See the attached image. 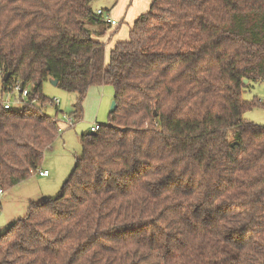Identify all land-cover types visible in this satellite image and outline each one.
<instances>
[{"label":"trees","instance_id":"1","mask_svg":"<svg viewBox=\"0 0 264 264\" xmlns=\"http://www.w3.org/2000/svg\"><path fill=\"white\" fill-rule=\"evenodd\" d=\"M96 1L0 0L1 86L28 90L0 98V187L59 134L45 81L75 121L90 86L116 103L59 194L0 232V264H264V125L244 118L264 101L242 97L264 81V0H151L107 61Z\"/></svg>","mask_w":264,"mask_h":264},{"label":"rangeland","instance_id":"2","mask_svg":"<svg viewBox=\"0 0 264 264\" xmlns=\"http://www.w3.org/2000/svg\"><path fill=\"white\" fill-rule=\"evenodd\" d=\"M102 1L97 0L100 5ZM96 5V4H95ZM2 74L0 73V98L9 100L13 108L19 109L24 103L19 102L16 91L5 92L1 86ZM43 93L49 98H57L60 103L58 108L52 104L42 106L41 112L56 116L59 120L60 131L52 148L46 151L41 167L48 170V177L42 178L32 173L28 179L13 187L3 189L0 194V232L14 220L22 218L27 212L30 202H37L43 198H53L59 194L66 179L75 167V161L82 154L80 137L90 130L95 123L107 124L110 104L112 102L113 90L110 85H95L91 87L82 104V116L69 124L68 118L73 104L76 101V94L45 81L42 86ZM242 97L250 100L258 98L264 101V83H255L246 87ZM27 98V97H26ZM103 101V102H101ZM34 104L39 106L37 98ZM59 110V111H58ZM244 118L258 125H264V106H257L244 113ZM40 198V199H39Z\"/></svg>","mask_w":264,"mask_h":264},{"label":"crops","instance_id":"3","mask_svg":"<svg viewBox=\"0 0 264 264\" xmlns=\"http://www.w3.org/2000/svg\"><path fill=\"white\" fill-rule=\"evenodd\" d=\"M100 1H102L100 5L97 4V1L94 3V7L96 11L98 9H102L103 11L107 12L109 16L117 22L116 25H111L109 22L106 21V19H104L103 16H101L102 20L104 21V26L106 28L104 34L100 36V39L105 43L104 55H105V61H107L109 57V52L113 48L114 44L117 42L127 40L129 30L132 27L134 21L137 19V17L140 14L146 12L149 9L151 0H100ZM95 28L98 29V26H95ZM91 87L93 86H90L89 89ZM95 124H99V123H95ZM50 148H52V145L49 147V149ZM39 169L44 170L45 168L40 166ZM36 173L37 172H35L34 174ZM49 174L50 173L48 172L47 176H40L37 173V175L42 178L48 177Z\"/></svg>","mask_w":264,"mask_h":264},{"label":"built area","instance_id":"4","mask_svg":"<svg viewBox=\"0 0 264 264\" xmlns=\"http://www.w3.org/2000/svg\"><path fill=\"white\" fill-rule=\"evenodd\" d=\"M97 14L100 15V16H103L104 19H106L107 22H109L111 25H116V21L114 19H112L109 14L105 11H103L102 9H98L97 11ZM12 91H10V93H12L13 91H16L18 93V96H19V102L18 103H24L23 100L21 99H26L27 97V94H28V90L26 88H22L20 86V84L16 83L14 85H12L11 87ZM59 103L60 101L57 99V98H52L49 103L47 104H52L54 106H59ZM45 104V105H47ZM3 105L4 107L7 109V108H10L12 107L11 105V102L9 100H3ZM44 105V106H45ZM68 122L70 125H72V122H74V119L71 115H69V118H68ZM92 131H97L99 129V124H94L93 126H91L90 128ZM38 174L40 176H47L48 175V171L47 170H38ZM3 193V189L0 187V194Z\"/></svg>","mask_w":264,"mask_h":264},{"label":"water","instance_id":"5","mask_svg":"<svg viewBox=\"0 0 264 264\" xmlns=\"http://www.w3.org/2000/svg\"><path fill=\"white\" fill-rule=\"evenodd\" d=\"M7 76H8V73H5V74L3 75V79L5 80V79L7 78ZM49 81H50L51 84H53V85H57V80H56V79H51V80H49ZM246 82H247V80L244 79V83H246ZM263 83H264V81H263ZM115 108H116L115 100H112V102H111V104H110L109 112H112ZM94 133H95V131H92V130L90 129V130L87 131L86 134H88V135H92V134H94ZM232 144H233V143H232Z\"/></svg>","mask_w":264,"mask_h":264}]
</instances>
